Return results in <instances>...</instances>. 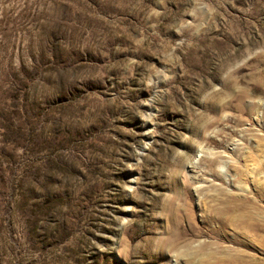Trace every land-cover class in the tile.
Masks as SVG:
<instances>
[{
    "label": "rangeland",
    "instance_id": "1",
    "mask_svg": "<svg viewBox=\"0 0 264 264\" xmlns=\"http://www.w3.org/2000/svg\"><path fill=\"white\" fill-rule=\"evenodd\" d=\"M205 263L264 264V0H0V264Z\"/></svg>",
    "mask_w": 264,
    "mask_h": 264
},
{
    "label": "bare ground",
    "instance_id": "2",
    "mask_svg": "<svg viewBox=\"0 0 264 264\" xmlns=\"http://www.w3.org/2000/svg\"><path fill=\"white\" fill-rule=\"evenodd\" d=\"M172 203V202H171ZM175 205V204H174ZM168 206V205H167ZM178 207L176 206H171L169 207V219L171 220V222L173 221L172 225H176L178 222ZM189 215V214H188ZM176 227V226H175ZM175 228H173L174 231ZM165 245H170V246H176V244L178 243V236H177V232L173 233L170 232L169 235L163 240ZM188 256V255H187ZM216 261V260H215ZM212 263V262H211ZM206 264V263H205Z\"/></svg>",
    "mask_w": 264,
    "mask_h": 264
}]
</instances>
